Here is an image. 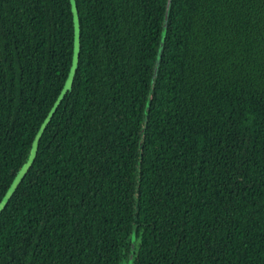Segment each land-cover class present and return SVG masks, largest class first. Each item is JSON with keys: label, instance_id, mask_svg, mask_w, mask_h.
Returning <instances> with one entry per match:
<instances>
[{"label": "trees", "instance_id": "obj_1", "mask_svg": "<svg viewBox=\"0 0 264 264\" xmlns=\"http://www.w3.org/2000/svg\"><path fill=\"white\" fill-rule=\"evenodd\" d=\"M32 141L0 264H264V0H0V201Z\"/></svg>", "mask_w": 264, "mask_h": 264}, {"label": "rangeland", "instance_id": "obj_2", "mask_svg": "<svg viewBox=\"0 0 264 264\" xmlns=\"http://www.w3.org/2000/svg\"><path fill=\"white\" fill-rule=\"evenodd\" d=\"M72 10H73L74 17L76 19L74 7L72 8ZM76 26H77V24H76V20H75V27ZM76 46H77V42L75 41V48H76ZM74 53H75V50H74ZM74 60H75V57L73 55L72 62H71V71H72V67L74 66ZM71 71L67 74L66 78L63 81L62 92L69 86L70 79H71ZM34 148H35V142L32 141L31 145L29 146L28 151L25 155V158L23 159L22 163L20 164L17 171L15 172L11 182L9 183L8 187L6 188L5 194L3 195L2 200L0 201V205L3 202V200L6 198V196L9 194V192L12 190V188L14 187V185H15L16 181L18 180L20 174L24 171V169L26 168V166L30 162L32 155H33V152H34Z\"/></svg>", "mask_w": 264, "mask_h": 264}, {"label": "water", "instance_id": "obj_3", "mask_svg": "<svg viewBox=\"0 0 264 264\" xmlns=\"http://www.w3.org/2000/svg\"><path fill=\"white\" fill-rule=\"evenodd\" d=\"M169 3V0H167V4ZM163 35H164V30L163 32L161 33V38H160V42H159V45H158V48H157V53H156V62L159 61V57H160V52H161V48H162V39H163ZM133 247H134V242H133V239L131 240V243H130V252H129V255H128V260L126 262V264H132V256H133Z\"/></svg>", "mask_w": 264, "mask_h": 264}]
</instances>
